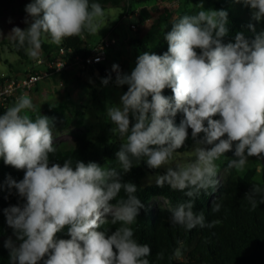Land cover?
I'll use <instances>...</instances> for the list:
<instances>
[{"label": "clouds", "instance_id": "obj_1", "mask_svg": "<svg viewBox=\"0 0 264 264\" xmlns=\"http://www.w3.org/2000/svg\"><path fill=\"white\" fill-rule=\"evenodd\" d=\"M234 2L250 8L252 20L264 21V0ZM195 7V13L172 18L165 53L143 52L130 74L112 65L116 86L127 85L119 103L106 109L120 141L116 166L80 159L50 163L57 151L56 118L36 114L28 94L0 114V159L24 171L21 180L9 175L0 185L24 201L3 209L16 237L3 245L9 264H152L150 245L138 240L133 227L145 204L138 186L124 179L141 163L157 172L149 178L157 187L167 185L186 197L166 203L170 225L190 232L219 223L194 210L201 194L219 184L217 161L231 152L227 168L240 171L250 158L264 160V30L257 32L249 23L251 38L237 32L234 41L225 42L228 11L205 10L203 2ZM24 11L27 27L15 26L11 34L33 59L45 42L61 45L68 38L99 33L105 15L94 0H30ZM111 79V74L102 78V85ZM165 89L172 95H165ZM178 114L183 118L177 124ZM189 129L191 156L178 160ZM244 199L255 211L264 203V185L253 184ZM220 210L214 201L212 213ZM65 232L67 238L58 235ZM177 243L174 255L179 257L185 245ZM156 258L163 260L164 253Z\"/></svg>", "mask_w": 264, "mask_h": 264}, {"label": "trees", "instance_id": "obj_2", "mask_svg": "<svg viewBox=\"0 0 264 264\" xmlns=\"http://www.w3.org/2000/svg\"><path fill=\"white\" fill-rule=\"evenodd\" d=\"M131 1L153 5L160 0ZM94 2L101 4L104 11L106 8L120 7L118 0H94ZM215 9H224L229 13V34L225 37V42L234 41L237 32H244L247 37L251 38L253 33L248 29L249 23L255 25L257 32L264 30V21L256 22L252 20L250 10H247L243 15L235 13L227 0L217 2ZM198 10L195 7L185 14H192ZM86 34L83 37L65 39L61 45L45 42L42 46L41 57L53 55V58L56 59L59 57L58 51L60 49H64L66 53L65 56L60 57L68 61H74V58L78 56H88L92 49L90 50L88 44L84 41ZM10 45L20 59L32 60L15 40ZM135 46L144 49L139 40L135 41ZM2 47L3 45L0 43V62L3 61L4 56ZM91 69H95L101 79L111 74L112 79L110 82H115L116 73L108 70L103 63L98 64L95 68L91 67ZM28 73L26 72V74ZM49 76L51 79H63L66 77V71L59 74L49 72ZM1 80L2 76L0 75ZM164 94L171 96L172 92L170 89H165ZM14 101L15 98L6 100L0 106V114ZM182 118V114H178L175 118L176 123L178 124ZM190 133L191 130L189 129V139L185 147L180 149L177 154H183L191 150L193 142ZM55 146L57 151L50 156V163H62L65 159H72L73 161L80 159L85 163L92 161L101 165L107 163L109 166H116L115 152L118 151L119 146L107 148L103 154H97L92 151L91 142L85 134L76 136L74 147H67L63 144ZM227 155V157H221L220 159L221 171L226 172L225 177H221L220 171L217 177L219 180L217 188L214 191L210 190L208 194L202 193L195 202V211H203L209 222L219 221L212 228L201 229L197 227L190 232H186L179 226L170 225V213L165 207L159 206L156 200L162 198L168 204L175 205L177 202L186 199V197L183 192L172 190L167 185L159 188L155 183L147 184V175L156 171L148 169L145 164L141 163L140 166L134 167L124 177L126 181H132L138 186L137 195L145 204V208L141 209L137 222L133 227L136 230L138 240L141 243L150 245L152 255L149 260L152 261V264H264V203H258V207L255 211H252L247 200L244 199L245 193L251 190L253 184L264 185V160H261L262 168L260 172L256 168H251L243 175H239L238 170L227 168V161L232 157V153L230 152ZM9 175L19 181L23 178L24 171L5 165L3 160L0 159V185H3ZM123 196L124 193L121 192L118 199ZM257 199L259 201V197ZM214 201L221 204V210L218 213H212L211 211ZM23 203L24 201L16 194L14 189L9 194L6 188H0V236L15 235L13 229L6 223L3 209ZM58 235L61 238H67L66 232ZM178 241H183L185 245L183 253L179 257L174 255V250L178 247ZM158 252L164 253L163 260H157L156 255ZM0 264H9V253L3 245H0Z\"/></svg>", "mask_w": 264, "mask_h": 264}, {"label": "rangeland", "instance_id": "obj_3", "mask_svg": "<svg viewBox=\"0 0 264 264\" xmlns=\"http://www.w3.org/2000/svg\"><path fill=\"white\" fill-rule=\"evenodd\" d=\"M118 1L120 7L105 9V15L100 18L102 28L99 33L86 34L84 41L91 50L106 39L116 38L118 43L109 50L108 59L103 65L112 71V65L118 64L122 72L130 74L135 67L137 57L143 52L162 55L167 51L168 45L164 37L170 31L173 17L191 11L201 2L205 10L215 9V4L224 0H160L153 5L139 4L131 0ZM227 1L231 9L239 15L250 10L242 3ZM28 2L30 0H0V33H2L0 43L4 52L3 61L0 62V75H5L9 79L28 73L38 59L31 58V61L20 59L10 45L14 41L12 28L27 27L23 21L26 16L24 8ZM133 25L136 29L132 27ZM137 40L142 43L144 49L135 46ZM41 56L42 51L39 58ZM101 80L95 69L91 67L84 69L72 64L66 70L65 78H48L35 90L26 93L32 97L36 113L56 118L53 128L55 145L74 147L76 136L85 134L91 142L92 151L97 154H103L107 148L119 146L120 141L111 131L113 125L107 118L106 109L110 104L119 103V97L127 91V85L117 87L115 82H110L104 86ZM19 95L21 93L17 97ZM190 156L191 150L177 154V159L186 160ZM217 164L221 171V162L217 161ZM251 168H256L260 172L261 160L250 158L247 167L238 171V174L243 175ZM159 172L162 174L164 169H160ZM156 174L157 172L149 173L146 183H155L154 179L150 181L149 178ZM225 175L226 172L221 171V177L224 178ZM156 203L166 207L167 201L161 198L157 199ZM9 237L16 241L13 234L0 236V245H4Z\"/></svg>", "mask_w": 264, "mask_h": 264}, {"label": "built area", "instance_id": "obj_4", "mask_svg": "<svg viewBox=\"0 0 264 264\" xmlns=\"http://www.w3.org/2000/svg\"><path fill=\"white\" fill-rule=\"evenodd\" d=\"M132 27L136 29L135 25ZM117 43V39L114 37L104 40L96 45L88 56L75 57L74 61L61 58L60 56H65L66 53L64 49H60L58 51L59 57L56 59L53 58V55L38 58L28 74L10 79L2 75V80L0 81V102L4 104L6 100L16 98L19 93H27V91L34 90L46 79H50L49 72L59 74L66 71L72 64L84 69L88 67L95 68L98 64L107 61L109 50ZM99 47L102 50H97ZM97 58H99V62H97Z\"/></svg>", "mask_w": 264, "mask_h": 264}, {"label": "water", "instance_id": "obj_5", "mask_svg": "<svg viewBox=\"0 0 264 264\" xmlns=\"http://www.w3.org/2000/svg\"><path fill=\"white\" fill-rule=\"evenodd\" d=\"M263 165H264V162H263Z\"/></svg>", "mask_w": 264, "mask_h": 264}]
</instances>
